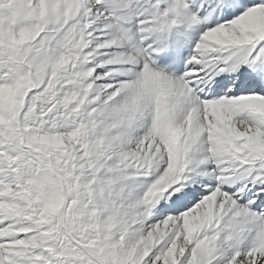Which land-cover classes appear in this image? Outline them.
Segmentation results:
<instances>
[{
	"label": "snow or ice",
	"instance_id": "obj_1",
	"mask_svg": "<svg viewBox=\"0 0 264 264\" xmlns=\"http://www.w3.org/2000/svg\"><path fill=\"white\" fill-rule=\"evenodd\" d=\"M0 264H264V0H0Z\"/></svg>",
	"mask_w": 264,
	"mask_h": 264
}]
</instances>
